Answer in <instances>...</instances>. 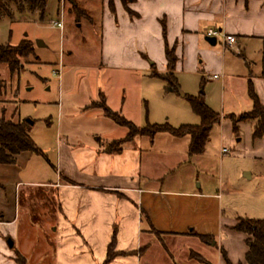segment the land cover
Returning a JSON list of instances; mask_svg holds the SVG:
<instances>
[{
    "label": "crops",
    "instance_id": "crops-1",
    "mask_svg": "<svg viewBox=\"0 0 264 264\" xmlns=\"http://www.w3.org/2000/svg\"><path fill=\"white\" fill-rule=\"evenodd\" d=\"M128 8L134 16L120 0L115 1L114 12L105 2L100 18V73L92 79L94 90L79 95L82 100L73 108L65 107V101L59 104L53 167L58 178L30 179L41 173L32 171L36 163L50 166L47 157H34L41 154L26 153L15 165H0V264H18V254L27 264L30 257L25 244L32 235L28 223L32 205L22 223L21 187L44 191L40 209L45 234L36 247L40 250L37 264H201L194 261V253L201 256L202 264H211L193 249L207 250L206 245L220 251L217 264H226L222 250L233 264L245 263L247 236L232 230L237 221L224 239L211 245L203 240L210 237L202 228L211 195L203 191V183L196 186L194 162L205 151L192 157L190 139L161 133L154 139L138 135L121 152L109 153L106 146L125 139L128 130L107 118L102 109L90 106L104 99L112 111L138 126L145 111L146 73L167 72L168 47L175 49L178 59L175 75L178 88L185 90L182 97L202 96L216 113L212 96L200 89L214 75L220 76L217 81L227 75L228 51L233 58L242 55L248 60L251 43H262L264 72V0H130ZM210 29L234 36L237 43L226 46L220 36L211 46L206 41ZM246 63L249 74L243 79L247 87L253 83L264 105L260 81L254 83L249 71L256 63ZM186 80L194 85L187 86ZM237 239L243 244L240 251L233 248ZM113 242L118 255L107 263ZM175 244L183 245L180 253L174 251Z\"/></svg>",
    "mask_w": 264,
    "mask_h": 264
},
{
    "label": "rangeland",
    "instance_id": "rangeland-1",
    "mask_svg": "<svg viewBox=\"0 0 264 264\" xmlns=\"http://www.w3.org/2000/svg\"><path fill=\"white\" fill-rule=\"evenodd\" d=\"M75 2L84 11L83 17L72 11L69 0H49L43 18L38 12H25L17 13L13 21L7 18L0 20V45L16 47L28 40L34 47V55L22 61L21 70L16 74H11L7 65L0 64V119L4 113L7 120L33 122L31 137L40 149L41 156L50 161L48 169L41 163L34 165L32 171L38 169L41 172L39 176H30V179L36 181L47 177L55 181L58 178L53 167L56 166L55 131L59 104H64L65 101L67 108L77 106L78 101L82 100L79 95L89 94L94 90L92 79L100 73V18L105 2L109 0ZM126 2L129 4L130 0ZM39 41L43 42L44 47L38 46ZM218 46L222 49V42ZM261 49L262 43L252 42L247 50L248 60L242 55L233 58L228 51L227 75H221V81L210 79L200 89L204 95L208 93L212 96L211 106L221 115V123L213 127L205 153L194 162L196 186L203 183V191L211 195L202 228L210 236L206 238L209 245L224 239L229 234L228 227L238 218L264 220V138L253 137V123L241 121L235 130L230 119L231 114H236V120L252 110L247 82L243 79V76L249 74L246 62L256 63L250 66L249 71L254 77L251 80L254 83L260 81L257 85L264 96L262 53L261 56L259 53ZM186 85L194 84L192 80H186ZM143 87L145 111L139 128L168 123L177 129L182 125L200 124L201 120L192 111L188 99L182 97L185 92L182 88L172 92L169 82L153 76L152 72L146 73ZM97 104H102V99ZM239 139L241 142H238ZM223 149H227V154L223 153ZM43 156L34 155L35 158ZM37 160L41 162V159ZM43 194L44 191L37 187L31 190L26 187L18 189L22 223L25 222L26 208L32 205L28 221L32 235L25 244L30 255L27 264H37L36 256L40 250L36 247L40 246V238L45 234L40 209ZM18 245L19 240H16V247ZM241 246V241L233 240L234 250L240 251ZM206 247L207 250H200L198 247L193 249L211 264H217L220 251L207 245ZM173 248L180 253L183 245L175 244ZM191 256L194 261L203 263V259L196 253ZM155 260L153 258L152 262Z\"/></svg>",
    "mask_w": 264,
    "mask_h": 264
},
{
    "label": "trees",
    "instance_id": "trees-1",
    "mask_svg": "<svg viewBox=\"0 0 264 264\" xmlns=\"http://www.w3.org/2000/svg\"><path fill=\"white\" fill-rule=\"evenodd\" d=\"M125 6L127 12L134 16L133 12L128 8L126 0H120ZM49 0H0V20H15L16 14L25 12H38L43 18L47 12ZM72 11L78 16L83 17L84 11L79 3L73 0ZM109 8L112 12L115 9V0H109ZM163 31L166 36V24L163 22ZM34 55V47L30 41L24 40L19 46L0 45V64L7 65L11 74H16L21 70L22 61ZM167 72L165 74L153 71V76L164 79L169 82L172 90L178 88L177 77L175 75L177 56L175 49L166 48ZM248 96L253 102L252 110L238 117L231 116L235 130L241 121H249L254 125L253 137L255 139L264 138V105L259 100L254 85L249 82ZM192 111L200 118L199 125H182L180 128H173L168 123L165 125H149L146 128H139L133 122L127 120L120 113L112 111L102 99V104L92 103L91 108H100L105 116L114 121L118 126L126 128L128 135L125 139L112 142L106 146L109 153L121 152L122 146L132 141L136 136L140 135L149 139H154L158 134L166 133L175 138L190 139L189 155L196 156L202 154L210 140L213 127L220 123L221 116L210 109L204 102L202 96L187 98ZM31 124L27 121L14 122L7 120L3 116L0 119V165H15L19 156L30 154H41L40 149L36 146L31 137ZM232 230L243 233L247 236L246 244L248 252L246 254L245 263L238 264H264V220H254L247 218H239ZM204 242H208L203 237ZM118 254L115 252V243L113 242L109 248L107 263L112 261ZM222 255L226 264H233L225 250ZM201 258V256H199ZM194 258V257H193ZM18 264H26V260L17 255Z\"/></svg>",
    "mask_w": 264,
    "mask_h": 264
},
{
    "label": "built area",
    "instance_id": "built-area-1",
    "mask_svg": "<svg viewBox=\"0 0 264 264\" xmlns=\"http://www.w3.org/2000/svg\"><path fill=\"white\" fill-rule=\"evenodd\" d=\"M220 36L222 37V41L226 46H233L237 43V39L234 36L225 35L222 32H219L217 29H210L206 32V37L208 38H216L218 40ZM212 79L218 80L220 79V76L214 75ZM224 152H227V150H224Z\"/></svg>",
    "mask_w": 264,
    "mask_h": 264
},
{
    "label": "water",
    "instance_id": "water-1",
    "mask_svg": "<svg viewBox=\"0 0 264 264\" xmlns=\"http://www.w3.org/2000/svg\"><path fill=\"white\" fill-rule=\"evenodd\" d=\"M70 1V3L72 4L73 3V0H69ZM206 41L211 45V46H216L217 45V39L216 38H206ZM37 44H38V46H40V47H44V44H43V42H37ZM182 95H183V93H182ZM28 123H30V124H33V122H30V121H28ZM10 246H13V243L12 242H10Z\"/></svg>",
    "mask_w": 264,
    "mask_h": 264
}]
</instances>
